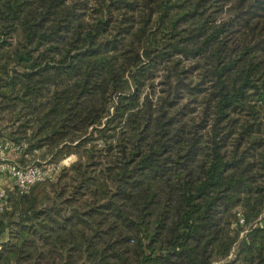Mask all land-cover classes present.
<instances>
[{
  "label": "trees",
  "instance_id": "16d2710c",
  "mask_svg": "<svg viewBox=\"0 0 264 264\" xmlns=\"http://www.w3.org/2000/svg\"><path fill=\"white\" fill-rule=\"evenodd\" d=\"M2 141L0 264H264V0H0Z\"/></svg>",
  "mask_w": 264,
  "mask_h": 264
},
{
  "label": "built area",
  "instance_id": "2783aa9c",
  "mask_svg": "<svg viewBox=\"0 0 264 264\" xmlns=\"http://www.w3.org/2000/svg\"><path fill=\"white\" fill-rule=\"evenodd\" d=\"M27 149L28 146L25 142H0V214L9 208L10 195L13 192L26 194L35 184L52 181L59 174L61 169L68 167L74 159L72 157H67L59 163L54 164L49 161V158H46V160L42 162L34 161L29 165L22 166L10 158L11 154L19 155ZM33 153L36 154L37 151H33ZM25 157L28 158V155H25ZM237 225H244V220L240 212L237 213V220L233 226ZM256 226L264 228V215L258 219L254 227ZM246 232V229L243 230L239 238H243ZM234 255L235 250H233L226 259L213 264H231Z\"/></svg>",
  "mask_w": 264,
  "mask_h": 264
},
{
  "label": "rangeland",
  "instance_id": "374dc122",
  "mask_svg": "<svg viewBox=\"0 0 264 264\" xmlns=\"http://www.w3.org/2000/svg\"><path fill=\"white\" fill-rule=\"evenodd\" d=\"M16 38L20 39V36L18 35ZM39 154H40V152L38 151L36 153V155L39 156ZM71 157L74 158V156H71ZM10 158H12L14 161L18 162L22 166L29 165L30 163H32L34 161L35 162L36 161L42 162V161L46 160V158L42 160L40 157H38L39 159H33L32 156H28V158H23V157H21V155H12V154H11Z\"/></svg>",
  "mask_w": 264,
  "mask_h": 264
}]
</instances>
